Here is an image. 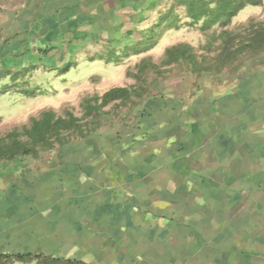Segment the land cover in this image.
<instances>
[{
	"label": "crops",
	"instance_id": "1",
	"mask_svg": "<svg viewBox=\"0 0 264 264\" xmlns=\"http://www.w3.org/2000/svg\"><path fill=\"white\" fill-rule=\"evenodd\" d=\"M32 1L47 10L61 3L70 14L65 20L89 46L99 35L112 39L131 34L134 23L154 11L159 15L160 6L169 7L174 0H24L10 12L8 22ZM92 29L99 35L92 34ZM254 77L257 86L250 82ZM244 87L248 92L242 86L228 95L232 112L228 135L218 133L216 104L197 112L179 104L163 112L159 107L167 103L151 104L147 120L152 128L146 139L151 138L154 155L143 158L167 169L148 168L142 180L131 184L132 171L143 158L135 159L134 167L126 158L131 167L124 178L122 170H114L120 185H113L123 190L124 199L116 208L126 220L104 225L102 236L92 231L90 207L101 206L107 199L108 193L101 189L109 186L104 185L109 179L100 167L103 156L13 161L22 164L24 171L18 176L10 170L0 174L5 178L0 180V190L20 184L23 192L14 189L0 196V205L5 202L8 210L1 208L0 222L9 224L5 235L0 224V245L11 246V251L2 248L0 252L41 253L86 264H134L133 257L138 255L155 264H264V67L254 71ZM259 89L262 92H256ZM65 163L72 167L57 168ZM56 171L52 178L50 173ZM189 181L195 182L193 189ZM176 183L186 202L183 206L163 196L166 191L172 193ZM131 197L137 200L131 202ZM141 199H145L143 214L137 210ZM164 214L165 226L155 218ZM118 238L124 247H118L114 240Z\"/></svg>",
	"mask_w": 264,
	"mask_h": 264
},
{
	"label": "rangeland",
	"instance_id": "2",
	"mask_svg": "<svg viewBox=\"0 0 264 264\" xmlns=\"http://www.w3.org/2000/svg\"><path fill=\"white\" fill-rule=\"evenodd\" d=\"M23 2L24 0L22 2L21 0H0V136L15 128L30 124L32 117H38L48 109H53L59 115H63L66 110L73 111L75 115L83 118L84 129L88 130L93 127V124L92 118L85 117V110L82 106L85 97L94 94L101 95L113 86L132 87L135 85L138 89L144 86L148 91V95L142 98L133 97L131 101L125 103L109 104L103 109L101 125L87 136L79 138L72 135L73 140L68 145L56 146L40 154L41 157L87 156L88 154L94 157H104L100 167L105 173L104 176L109 179L104 182V185L109 186L102 188L103 183H98L97 186L105 189L108 193L107 199H104L101 206L94 203L90 207V219L94 223L92 231L97 235L102 236V227L109 222L118 224L126 220L125 217L120 216L116 208L118 204H124V199L121 196L123 190L113 185L115 183L120 185V180L114 170H122L124 178L126 177L125 170L131 167L126 163V158H129V162L134 167L135 159L141 160L143 157L154 155L152 154L154 149L149 148L151 138L146 139L152 128L147 120L151 116L149 112L153 106L151 104L158 101L167 103L159 107L163 112L169 110L170 105L174 107L179 104L178 107L197 112V110L206 109L205 105L210 107V104H216L219 110L217 119H220L221 123L218 133L228 135L232 116L228 95L237 93L242 86V91L248 92L247 87H244L247 78L254 71L264 67V51L254 55L248 52L240 57L239 60L243 62L238 71L233 72L230 69L234 68L235 65H233L216 77L207 72L201 76L193 74L184 63L162 65L161 61L169 46L182 42L189 43L195 47L199 55L210 60L222 44L223 38L219 36L221 29L217 28L215 34L212 33L214 29L205 32L201 29V22L194 24L185 18L182 8L178 9L182 16L178 26L169 28L166 21L158 28L155 26L153 35L156 44L143 53L128 56L123 54L125 45L136 44L148 39L152 26L160 20L168 7L162 5L158 9L159 15L154 11L150 17H144L142 21L134 23L130 29L131 34L127 33L125 36H115L112 39L102 38L98 31L92 29V34L99 35V37L91 39L88 46L87 39L77 38L79 35H75L78 34L76 27L69 20H65L70 14L66 13V7L61 8L59 2L47 10L32 1L20 7L14 13L13 19L11 18L8 22L10 12L17 6H21ZM67 10L71 11V6L67 7ZM174 15L175 12L171 13L170 17ZM251 20L256 23L264 22V5H247L232 19L228 29L245 35L246 29L243 25ZM207 47H210L212 51H207ZM142 59L161 64V66L159 70L150 68L146 73V79L138 82L128 72H136L137 64ZM250 82L253 86L258 85L255 77ZM260 91L259 89L256 92ZM215 95L217 96L214 98L215 101L211 102ZM209 138L214 139L212 135ZM109 156L119 160H112L108 158ZM28 158L33 157L25 159ZM146 158H143L144 161L135 170L132 169L133 182L128 181V183L142 180L145 177V170L153 166L160 171L167 169L165 165L158 166L154 161ZM94 165L98 163L95 161ZM67 166L72 167L65 163L57 168L65 169ZM23 168L24 166L19 162L12 161L0 166V174L3 175L10 170L18 176L24 171ZM57 172L50 173L52 178ZM4 179L0 178L2 182L5 181ZM169 183L166 182L167 185ZM194 183V181H189L188 187L193 189ZM170 185L173 184L170 183ZM177 188L176 183L174 193L166 191L163 196L166 199L170 198V202L175 200L178 201L177 204L183 206L186 202L177 192ZM14 189L17 193L23 192L20 184L18 186L7 184L4 190H0V196L9 195L8 193ZM52 192L55 193V190ZM132 200L136 201L137 197H131L130 201ZM143 200L145 199L140 200L141 205L137 209L139 214L145 212L143 211L145 210ZM2 204L0 212L7 210L6 203L2 202ZM148 215L151 216L150 213L146 214ZM155 218L157 221L160 220L163 226L166 225V214ZM0 224L4 225L3 235H5L9 224L7 221L6 223L1 221ZM123 224L125 225V222ZM114 240L118 247H124L120 244L119 238ZM10 247L0 245V250L5 248L11 251ZM128 257L131 256H124V258ZM136 257H133L134 264H155L141 255ZM14 264L26 263L16 261Z\"/></svg>",
	"mask_w": 264,
	"mask_h": 264
},
{
	"label": "trees",
	"instance_id": "3",
	"mask_svg": "<svg viewBox=\"0 0 264 264\" xmlns=\"http://www.w3.org/2000/svg\"><path fill=\"white\" fill-rule=\"evenodd\" d=\"M247 5H264V2L262 0H174L166 12H163L160 20L152 26L148 39L125 45L123 54L130 56L151 49L156 44L153 35L154 27H160L165 21L169 28L178 26L182 17L178 9L182 8L185 18L190 23L201 22V29L205 32L214 29L212 33L215 34L217 28L221 29L219 36L223 38L222 44L218 52L207 60L198 54L193 45L178 43L166 49L161 64L184 63L189 71L200 76L207 72L216 77L233 65H235L234 68L230 69L233 72L238 71L243 62L239 60L241 56L248 52L254 55L264 51V22L256 23L251 20L243 25L246 29L245 35L228 29L232 19ZM173 12L175 15L170 17ZM238 38L240 39L236 40ZM207 51L212 49L207 47ZM161 64L142 59L137 64V71L128 72V74L136 78L138 82H143L147 71L150 68L159 70ZM146 95H148L147 88L140 86L138 89L134 85L132 87L113 86L101 95L85 97L82 101L85 117L92 118L93 124V127L88 130L84 129L83 118L75 115L71 110H66L63 115L57 114L53 109L44 110L40 116L32 117L30 124L0 136V166L26 157L37 158L42 152L56 146H66L72 142V135L83 138L101 125L103 109L106 106L116 102L125 103L131 101L133 97L142 98ZM16 261L26 264H86L83 261L66 260L41 253L0 252V264H14Z\"/></svg>",
	"mask_w": 264,
	"mask_h": 264
}]
</instances>
